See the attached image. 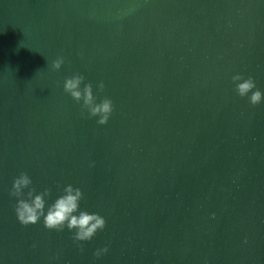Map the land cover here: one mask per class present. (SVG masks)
<instances>
[{"label": "water", "instance_id": "obj_1", "mask_svg": "<svg viewBox=\"0 0 264 264\" xmlns=\"http://www.w3.org/2000/svg\"><path fill=\"white\" fill-rule=\"evenodd\" d=\"M73 73L112 100L105 124ZM235 73L264 93V0H0V264H264V98ZM21 171L80 187L104 228L19 223Z\"/></svg>", "mask_w": 264, "mask_h": 264}, {"label": "clouds", "instance_id": "obj_2", "mask_svg": "<svg viewBox=\"0 0 264 264\" xmlns=\"http://www.w3.org/2000/svg\"><path fill=\"white\" fill-rule=\"evenodd\" d=\"M63 63L64 58L57 56L51 61V68L59 69ZM231 80L234 82L236 94L241 97L247 96L250 104H258L264 98V93L256 88L251 76L245 78L241 73H235ZM83 81L84 76L81 73L66 76L62 84L63 90L80 103L82 114L86 110L88 116L96 117V122L103 125L113 110L112 100L106 96L97 99L93 93V85L82 83ZM96 88L102 90L103 81L97 82ZM9 195L16 198L13 210L19 223L28 225L40 222L46 229L56 231L67 229L72 234L73 241L91 240L97 230L103 229L106 223L104 216L98 212L80 207L83 193L80 187L71 183L59 187L53 198L50 188L37 190L31 177L21 171L13 177ZM106 251L105 245L95 249L93 255L99 257Z\"/></svg>", "mask_w": 264, "mask_h": 264}]
</instances>
